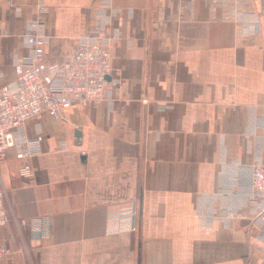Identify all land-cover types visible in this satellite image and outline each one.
Listing matches in <instances>:
<instances>
[{"label":"crops","instance_id":"1","mask_svg":"<svg viewBox=\"0 0 264 264\" xmlns=\"http://www.w3.org/2000/svg\"><path fill=\"white\" fill-rule=\"evenodd\" d=\"M105 1L103 99L27 120L0 161V264H264L247 196L264 171V0H0V88L40 4L44 60L63 62Z\"/></svg>","mask_w":264,"mask_h":264},{"label":"built area","instance_id":"2","mask_svg":"<svg viewBox=\"0 0 264 264\" xmlns=\"http://www.w3.org/2000/svg\"><path fill=\"white\" fill-rule=\"evenodd\" d=\"M16 10H19L16 8ZM47 13L44 5L29 20L23 35L29 50L27 60L14 65L16 79L11 86L0 88V161L9 148L16 146L14 131L40 114L60 118L62 113L75 106L87 107L103 99L107 76L111 70L108 44L113 36L106 30L115 10L108 1L100 5L94 27L88 35L79 39L63 62H45L44 50L48 37L43 32L42 16ZM113 35V34H111ZM42 137L27 138L25 147L19 148L16 157L31 156L39 149ZM23 173L31 174L29 166ZM248 199L257 205L255 218L264 226V171L260 164H253L248 171ZM5 191L0 190V226L7 224L10 217L4 208ZM214 213V212H213ZM213 213L209 216L213 217ZM222 221L229 223L238 216L237 212L225 209L220 213ZM132 228L136 210L131 206ZM8 250L0 246V260Z\"/></svg>","mask_w":264,"mask_h":264}]
</instances>
